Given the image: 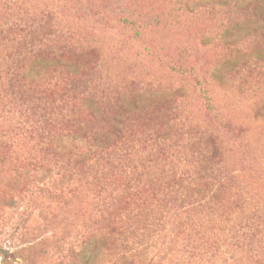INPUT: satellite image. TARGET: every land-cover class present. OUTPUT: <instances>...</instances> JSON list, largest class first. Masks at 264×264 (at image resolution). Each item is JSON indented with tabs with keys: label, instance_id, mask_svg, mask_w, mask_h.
<instances>
[{
	"label": "rangeland",
	"instance_id": "374dc122",
	"mask_svg": "<svg viewBox=\"0 0 264 264\" xmlns=\"http://www.w3.org/2000/svg\"><path fill=\"white\" fill-rule=\"evenodd\" d=\"M163 1L0 0V30L7 23H53L56 26L57 34L51 37L55 60L39 59L52 65L51 72L58 69L57 80L47 99L66 106L76 125L87 127V134L100 132L105 136L118 125L125 136L144 140L153 127L162 125L158 133L160 138L154 141L165 145L167 159L157 154L164 172L162 175L154 173L151 165L143 168V177L150 182L143 184L145 179L139 182L136 199L123 197L132 208L142 210L156 204L165 206L163 210L168 211L169 216L174 212L179 216L191 207L196 196L183 200L181 189L170 181L181 174L189 177L190 182L207 178L209 170L197 171L200 163L196 155L210 149L215 144L213 140L218 144L220 159L237 176L234 187L250 189L264 201V174L258 161L264 123H252L248 117L252 102H237L233 98L223 102L208 91L214 109L210 112L194 72L188 68L198 69L237 54L219 42L215 36L221 31L219 23H211L212 16L208 12L187 18L180 24L163 23L160 6ZM247 10L245 19L252 12L251 7ZM1 45L0 48L4 47ZM263 45L261 40L254 41L249 51L258 52ZM181 62V70H175L174 66L179 67ZM93 67L96 74L88 78H92V83H88L87 88L71 85V80L80 79ZM65 87L68 93L63 91ZM8 88L7 79L0 77V101ZM174 93L178 95L179 106L184 105L181 113H137L136 106L144 104L148 112L158 96ZM182 93L183 97H179ZM97 95L102 98L100 106L109 109L106 122L93 118L92 96L98 99ZM117 98L126 105L125 109L120 108ZM7 118L0 109V142H3L0 144V264L5 256L10 257L15 251L31 244L38 247L36 244L41 239L47 241L42 249L46 263L72 264L73 254L69 250H78L76 246L83 229L95 235L91 241L92 252L100 249V242L95 241L98 236L96 223L100 217L107 216L106 206L109 212L112 210L109 198L108 202H102L91 192L87 193L85 185L79 186L81 182H76L72 187L79 186L78 196L59 209L57 203L45 198L38 197L33 202L30 192H26L30 187L25 181L20 182L23 191L19 193L6 185L7 171L15 164V153L5 149L9 140ZM151 142L148 145L134 143V147L141 149V154L142 149L148 147L147 154L154 147ZM157 151L159 146L154 147L152 153ZM135 172L139 174L141 169ZM111 189L120 191L114 182ZM151 191H159L155 199ZM9 196L17 200L16 208L8 203ZM87 199L88 204L78 202ZM114 204L118 207L123 203L115 201ZM192 218L190 222L196 224ZM238 220L232 221V229L221 231L209 229L206 222L208 227L202 229L166 226L159 238L156 237L154 248L149 247L139 259L152 260L153 264H264V218L252 228L242 227L244 222L240 225ZM13 263L24 264L21 260Z\"/></svg>",
	"mask_w": 264,
	"mask_h": 264
},
{
	"label": "trees",
	"instance_id": "16d2710c",
	"mask_svg": "<svg viewBox=\"0 0 264 264\" xmlns=\"http://www.w3.org/2000/svg\"><path fill=\"white\" fill-rule=\"evenodd\" d=\"M162 4L163 23L180 24L187 18L208 12L212 16L211 23H219L221 31L215 34L219 42L237 54L232 58L218 59L214 64L201 65L198 69L188 67L194 72V79L200 85L210 112L214 109L208 91L223 102L230 98L237 99V102H252L248 117L252 123H264V45L260 51L256 50L258 52L249 51V45L254 41L261 40L264 44V0H165ZM248 7L252 12L245 19ZM216 14L218 16L214 17ZM0 31V45L4 46L0 48V77L7 79L10 88L1 98L0 109L8 115L6 132L9 140L5 149L15 153V164L7 171L6 185L19 193L23 191L20 182L25 181L30 187L26 192H30L33 202L38 197L45 198L57 203L59 209L78 196L80 185H85L87 193L91 192L102 202H108L109 198L112 210L109 212V206H106L107 216L100 217L96 223L98 236L95 241L100 242V249L92 252L91 241L95 235L83 229L81 239L88 238L79 240L78 250H69L73 254L72 264H153L152 260L139 258L157 243L156 237L159 238L166 226L171 229L192 226L195 228L191 229H197L198 226L202 229L207 228L208 223L209 229L221 231L232 229V221L237 219L240 225L244 222L242 227L245 228L256 227L263 220L264 201H260L250 189L234 187L237 176L220 159L215 140L210 149L196 155L197 163H200L197 171L209 170L207 178L190 182L189 177L181 174L170 181L171 185L181 189L183 200L196 196L191 207L179 216H176L178 212L169 216V212L163 210L165 206L161 205L151 204L139 210L125 203L124 196L135 199L138 196L135 192L140 187L139 182L145 179V166L148 169L151 165V171L160 175L164 172L157 154L165 155V145L154 141L160 138L158 133L162 125L153 127L144 140L125 136L118 125H114L105 136L100 132L87 134V127H78L66 106L47 99L57 80L58 69L51 72L52 65L39 59L55 60L51 37L57 34L56 26L53 23H7ZM182 64L174 66L175 70H181ZM94 74L95 67L80 79L71 80V85L87 88V84L92 83V78H88ZM63 91L68 93V87ZM177 96L176 93L162 94L155 100L152 110L147 112L146 106L141 104L136 106L137 113H181L184 105L179 106ZM179 97H183V93ZM94 98L92 96L93 118L106 122L109 109L100 106L101 97ZM118 105L125 109L121 100ZM149 142L151 146H159V151L152 153V147L146 154L147 147L141 154V149L134 147V143L148 145ZM258 158L264 174V138ZM166 159L165 155L163 160ZM139 168L141 172L137 174L135 171ZM126 177L131 178L126 180ZM76 182L81 183L72 187ZM113 182L118 184L119 192L111 189ZM148 182L145 179L143 184ZM158 193L151 191L154 199ZM85 198H88L87 194ZM16 201L14 196H9L8 203L12 208L17 207ZM115 201L123 204L116 207ZM78 202L88 204V199ZM191 212L194 215L191 216ZM192 217L196 224L190 222ZM229 218L234 220L230 222ZM46 244L47 241L41 239L36 244L39 248L31 244L10 257L5 256L2 263L14 264L15 260H21L24 264H49L45 262L46 255L42 250Z\"/></svg>",
	"mask_w": 264,
	"mask_h": 264
}]
</instances>
